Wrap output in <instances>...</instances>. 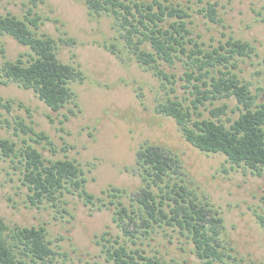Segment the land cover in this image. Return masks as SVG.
<instances>
[{
    "label": "rangeland",
    "instance_id": "rangeland-1",
    "mask_svg": "<svg viewBox=\"0 0 264 264\" xmlns=\"http://www.w3.org/2000/svg\"><path fill=\"white\" fill-rule=\"evenodd\" d=\"M174 1L194 8L206 1L217 4L219 22L195 13L192 26L207 47L218 46L229 36L249 42V54L235 53L231 62L249 84L255 103H264V0ZM30 8L41 17L36 31L54 38L58 58L79 65L85 78L70 84L76 102L59 110L50 108L33 89L0 78V137L11 139L17 147L32 143L48 159L75 158L92 195L88 199L67 192L61 200L33 204L21 181L22 167H16L18 158L12 162L11 157L0 155V215L10 225L45 227L54 253L44 264H115L103 250V243L115 240H119L116 246L126 241L128 248H141L167 260L205 264L194 253L192 242L178 231L158 228L134 245L114 219L120 201L130 209L139 189L136 157L146 142L179 155L193 179L190 186L222 216L226 239L236 256L225 264H264V228L257 218L264 214V171L258 174L230 163L223 154L197 149L172 118L154 111L168 96H189L190 88L181 79L184 63L164 65L176 78L165 86L152 70H144L135 61L124 65L105 46L116 41L112 16H90L85 0H0V15L12 13L26 19ZM0 40L4 49L0 48V68L18 57L29 58V47L12 36L3 34ZM222 103L228 105L222 117L229 125L227 117L240 113L234 96L207 101L201 109L204 116H211L209 109ZM117 188L119 195H111Z\"/></svg>",
    "mask_w": 264,
    "mask_h": 264
},
{
    "label": "trees",
    "instance_id": "trees-1",
    "mask_svg": "<svg viewBox=\"0 0 264 264\" xmlns=\"http://www.w3.org/2000/svg\"><path fill=\"white\" fill-rule=\"evenodd\" d=\"M85 4L92 17L112 16L116 41L105 46L124 65L135 61L144 70H152L166 86V82L176 78L164 65L184 63L181 79L190 88L189 96H168L155 105L157 114L172 118L184 138L197 149L223 154L230 163L258 174L264 171V103H255L249 84L233 70L236 64L231 62L235 53L248 55L251 46L229 36L218 46L207 47L202 34L192 26L195 13L214 23L220 21L215 2L206 1L196 8L174 0H85ZM25 18L12 13L0 15V35L8 34L30 49L26 61L18 57L0 68L1 80L33 89L53 110L76 102L77 94L70 84L84 80L80 66L58 58L54 38L36 31L42 22L32 8ZM2 44L0 40L4 51ZM233 96L240 113L236 118L227 117L229 125L222 117L227 112L226 103L209 109L211 116H204L201 107H206L207 101L214 103ZM26 143L17 147L11 139L0 137V155L11 157L12 162L18 158L16 167H22L21 181L28 188L31 203L61 200L67 192H78L91 199L85 171L78 160L48 159L32 143ZM134 174L141 183L130 209L120 201L114 217L132 244L143 242L158 228H171L192 242L194 253L205 264H225L236 259L226 239L222 216L190 186L193 179L179 155L162 145L146 142L138 149ZM112 192L111 195H119L118 188ZM257 218L264 228V214ZM116 243L119 240L103 243L107 259L115 264H185L147 254L141 248H128L126 241L117 246ZM53 253L45 227L10 225L0 215V264H44Z\"/></svg>",
    "mask_w": 264,
    "mask_h": 264
}]
</instances>
